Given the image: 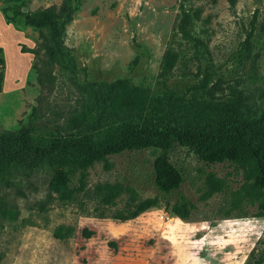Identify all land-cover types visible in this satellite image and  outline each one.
Segmentation results:
<instances>
[{
    "label": "rangeland",
    "instance_id": "1",
    "mask_svg": "<svg viewBox=\"0 0 264 264\" xmlns=\"http://www.w3.org/2000/svg\"><path fill=\"white\" fill-rule=\"evenodd\" d=\"M21 2L22 10L31 12L62 0H0L5 59L0 134L27 127L34 138L48 139L55 128L52 113L72 105L79 86L99 88L119 78L149 88L142 118L166 115L180 126L217 124L240 97L243 103L264 104V0H72L76 9L56 40L63 63L47 68L40 37L47 29L2 10ZM167 48H174L178 59L161 77ZM39 69L46 82L53 78L50 91L42 93ZM40 94L45 116L30 118ZM96 119L97 114L90 118L88 130ZM156 155L153 149L114 155L109 169L95 163L87 186L118 181L134 187L139 197L153 196ZM169 159L183 176L179 191L194 203L187 219L172 214L163 201L124 222L88 213L95 202L86 199L54 201L45 212H35L29 206L45 198L49 167L29 176L11 169L5 178L18 180L25 195L0 184L18 209L15 219L0 218V264H264V215L257 216L246 202L232 205L241 171L228 162L206 164L177 143L170 146ZM209 172L225 185L205 198ZM62 223L75 233L56 239L52 229ZM83 227L95 234L79 237Z\"/></svg>",
    "mask_w": 264,
    "mask_h": 264
},
{
    "label": "trees",
    "instance_id": "2",
    "mask_svg": "<svg viewBox=\"0 0 264 264\" xmlns=\"http://www.w3.org/2000/svg\"><path fill=\"white\" fill-rule=\"evenodd\" d=\"M25 4H8L2 10L23 15L28 26L47 29V35L40 32L41 46L47 55L44 66L47 68L53 62L61 65L63 54L56 40L64 34L76 5L72 0H62L59 5L29 12L22 10ZM2 52L0 47V92L5 68ZM177 59L178 52L167 48L161 58L159 76L169 75ZM52 79L46 82L43 71H37L42 93L43 89L51 90L49 84ZM78 89L80 93L72 105L52 113L55 128L48 139L34 138L27 127L0 134V184L4 183L24 196L20 182L6 179L5 174L13 168L26 176L42 165L50 169L45 198L31 202L29 209L43 213L54 201L82 203L86 199L95 202L88 213L124 222L163 201L172 214L187 219L194 203L179 191L183 176L169 159V148L177 143L206 164L228 162L240 170L242 183L234 192L232 205L238 207L241 202H246L254 206L257 216L264 215V104L258 106L254 101L243 103L240 97L217 124L193 126L188 123L180 126L166 115L142 118L141 113L150 98L149 88L133 84L127 78L116 79L99 88L85 84ZM41 94L30 118L45 116ZM94 114H97L96 124L88 130ZM136 118L141 120L136 121ZM145 149L157 152L153 161L155 195L139 197L134 187L118 181L87 186L88 169L95 163L101 162L105 169H109L111 156ZM224 185L223 179L209 172L205 177L204 197L221 191ZM0 193V218L15 219L18 214L16 205L7 202L1 189ZM112 207L114 210L110 211ZM74 233L73 226L63 223L52 229L56 239H64ZM94 234L95 231L89 227L79 231V237L84 239ZM109 244L116 247L114 241Z\"/></svg>",
    "mask_w": 264,
    "mask_h": 264
},
{
    "label": "water",
    "instance_id": "3",
    "mask_svg": "<svg viewBox=\"0 0 264 264\" xmlns=\"http://www.w3.org/2000/svg\"><path fill=\"white\" fill-rule=\"evenodd\" d=\"M23 10H26V8H25V7H23Z\"/></svg>",
    "mask_w": 264,
    "mask_h": 264
}]
</instances>
